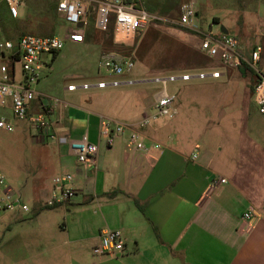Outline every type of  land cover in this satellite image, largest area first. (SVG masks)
<instances>
[{"label":"crops","instance_id":"crops-1","mask_svg":"<svg viewBox=\"0 0 264 264\" xmlns=\"http://www.w3.org/2000/svg\"><path fill=\"white\" fill-rule=\"evenodd\" d=\"M257 14L264 19V0H258ZM176 36L199 46L192 34ZM138 82L128 75L120 85ZM163 89L152 101L141 97L136 105L125 100L129 116L123 123H138ZM58 101L59 135L79 137L88 131L98 144L86 165L67 143H42L53 147L61 171L75 174V193L84 198L60 203L67 211L59 225L35 220L22 235L5 232H12L15 219L11 211L3 213L0 264H264V125L244 127L237 137L212 127L202 143L177 136L174 123L147 125L141 129L146 148L134 150L128 130L113 145L106 143L101 117L115 119L111 115ZM180 104L177 98L176 107ZM43 152L52 153L49 148ZM247 210L256 215L251 221L243 218ZM104 228L122 232V253L94 252Z\"/></svg>","mask_w":264,"mask_h":264},{"label":"rangeland","instance_id":"rangeland-1","mask_svg":"<svg viewBox=\"0 0 264 264\" xmlns=\"http://www.w3.org/2000/svg\"><path fill=\"white\" fill-rule=\"evenodd\" d=\"M189 1L141 0L149 12L165 20L148 25L138 34L133 45L123 46L117 45L110 34L97 28L96 4L93 2L88 4V14L84 17L86 24L79 26L67 22L50 6L54 0H23L18 19L26 23L24 29L33 34L49 32L50 29L64 41L55 58L53 54L43 55L49 64L34 89L54 97L57 102L73 101L109 114L115 118L113 120L125 122L129 113L123 102L128 100L137 105L141 97L152 101L164 87L163 82L156 79L183 72L197 74L200 70H219L223 73L220 78L169 81L167 89L176 92L181 101L177 105L178 113L171 118H157L148 127L174 123L177 136L190 143H202L204 134L212 127H224L237 137L244 127L264 125V116L258 111L252 90L256 75L247 68L228 67L221 60L208 57L199 46L192 47L176 36V33L185 31L195 36L200 45L202 34H219L224 26L229 34L239 38L247 54L256 44L263 46L260 66L264 72V19L257 14L258 0H194L201 33L169 22L179 18L182 6ZM7 29L14 35L10 26ZM109 50L134 52L135 68L129 75L138 83L105 88L96 86L100 80H111L108 71L100 67L102 54ZM85 83L91 87H80ZM70 84L77 88L69 90ZM10 104L11 98L6 97V107H0V114L14 120ZM135 118L139 119V114ZM45 147L52 151L50 155H44ZM62 166L51 145L44 146L32 140L25 120H15L13 131L0 130V172L8 185V188L0 187V194L8 189L29 208V211L17 208L11 211L15 222L12 232L5 230L8 235H22L35 220L52 221L58 225L64 222L67 210L63 203L46 205L52 181L62 172ZM83 198L82 194L75 193L71 200L77 203Z\"/></svg>","mask_w":264,"mask_h":264},{"label":"built area","instance_id":"built-area-1","mask_svg":"<svg viewBox=\"0 0 264 264\" xmlns=\"http://www.w3.org/2000/svg\"><path fill=\"white\" fill-rule=\"evenodd\" d=\"M23 0H3L7 12L15 18L20 16L19 7ZM59 14L71 24H86L84 17L88 14V4H96L97 28L109 34L117 45H133L136 37L150 24L165 19L149 12L141 0H56ZM169 22L174 26L187 27L199 33V13L194 0L182 6L178 19ZM199 48L210 58L219 59L232 68L248 67L257 77L253 95L260 114L264 115V72L260 66L263 46L256 44L249 54L242 47L241 41L235 35L220 32L202 34ZM64 46V41L56 34L39 35L25 34L18 41L6 39L1 35L0 25V107H6V97L11 98L10 108L13 119L0 114V130L13 131L15 120H25L32 140L39 143H67L78 162L88 164L90 159L98 152V144L91 140L89 132L79 137H63L56 130L57 118L55 106L57 100L34 89L40 81L43 70L49 61L43 55L59 52ZM100 67L108 71L111 80H100L97 87L105 88L109 85L119 86L122 78L132 73L135 68L134 52H120L109 50L102 54ZM219 70L200 71L196 73H182L160 78L164 85L162 94L157 98L152 110L138 123L127 124L101 117V134L106 138V143L111 146L126 130L129 131V142L134 150L146 148L141 129L151 121L164 117L171 118L177 113L176 92L167 89L169 81H189L192 78L206 79L208 77H221ZM88 89L87 83L80 86ZM76 85L70 84L69 90H75ZM193 157H197L194 154ZM75 174L69 170L62 171L53 181V190L46 203L55 206L71 199L75 194ZM226 181L224 178L219 179ZM217 182V181H215ZM7 187L5 176L0 172V187ZM8 188V187H7ZM29 211L28 206L8 189L0 194V218L5 212L15 209ZM252 210H247L243 218L251 221L255 218ZM125 249V239L118 229L104 228L100 232V243L94 247V252L99 255H115Z\"/></svg>","mask_w":264,"mask_h":264},{"label":"trees","instance_id":"trees-1","mask_svg":"<svg viewBox=\"0 0 264 264\" xmlns=\"http://www.w3.org/2000/svg\"><path fill=\"white\" fill-rule=\"evenodd\" d=\"M55 2H52L50 4V6L53 8H55L57 10V2L56 0H54ZM0 25H1V35L2 37L6 38V39H12L13 41H18V39L25 35V34H33V33H28V31H26L24 28H26V23H22L20 22V20L18 18L12 17L6 10V7L4 6V4H1V8H0ZM8 26H10L14 32V35L9 34L8 32ZM226 28V27H225ZM5 31V32H4ZM3 32L5 33V35L3 34ZM111 36V40H112V32L109 33ZM39 35H53V31L49 29V32H44L42 34ZM59 52L54 54V58L57 56ZM243 68H247L249 69L252 73L253 70L248 68V67H243ZM257 80V79H256ZM254 90V87L253 89ZM136 203L138 204V201H136ZM142 208V207H141Z\"/></svg>","mask_w":264,"mask_h":264},{"label":"water","instance_id":"water-1","mask_svg":"<svg viewBox=\"0 0 264 264\" xmlns=\"http://www.w3.org/2000/svg\"><path fill=\"white\" fill-rule=\"evenodd\" d=\"M79 26H82V23H79ZM221 31L224 32V33H228V29L225 28L224 26H222Z\"/></svg>","mask_w":264,"mask_h":264}]
</instances>
